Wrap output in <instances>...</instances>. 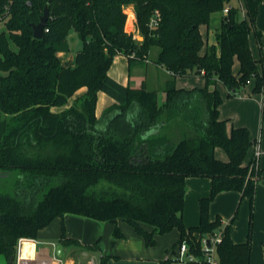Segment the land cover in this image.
I'll return each mask as SVG.
<instances>
[{
  "label": "trees",
  "instance_id": "1",
  "mask_svg": "<svg viewBox=\"0 0 264 264\" xmlns=\"http://www.w3.org/2000/svg\"><path fill=\"white\" fill-rule=\"evenodd\" d=\"M260 2L244 0L241 18L242 8L233 0H0V256L6 264H16L21 238L37 239L42 228L66 214L109 222L123 218L149 245L156 234L176 228L178 245L196 242L197 254L198 237L224 229L220 264H251L260 169L247 157L256 140L247 127L229 129L220 117L224 98L218 83L229 97L253 79V91L264 90V67L259 71L264 61L250 45L252 31L259 42L262 36L256 30ZM47 5L48 24L37 39L32 24ZM125 5L134 6L143 41L126 28ZM226 7L217 45L207 46L201 27ZM156 10L159 23L151 28ZM72 32L82 47L67 63L57 44ZM152 47L159 48L155 63L171 74L162 104L157 91L125 86L109 75L116 56L145 63ZM199 75L203 87L176 85L177 77ZM82 88L86 91L77 95ZM100 92L114 99L101 116ZM219 149L227 160L217 156ZM188 177L212 180L210 194L199 201L195 226L184 219ZM232 190L250 202L249 233L242 243L232 239V222L210 217L217 195ZM114 235L123 236L118 228ZM58 242L82 246L67 235L64 222Z\"/></svg>",
  "mask_w": 264,
  "mask_h": 264
},
{
  "label": "crops",
  "instance_id": "2",
  "mask_svg": "<svg viewBox=\"0 0 264 264\" xmlns=\"http://www.w3.org/2000/svg\"><path fill=\"white\" fill-rule=\"evenodd\" d=\"M221 17L223 16H220L219 22L215 21L214 25L210 24V26L201 27L202 33H204L207 38V46L217 45L216 31L221 24ZM256 30L261 32V40L259 42L255 36L256 40L251 33V49L257 60L262 58L264 61V0H261L259 4V11L256 19ZM65 41L58 44V54L63 61L71 63L74 61L75 54L79 49L76 51H66L67 45H65ZM156 48L158 50L156 51L157 57L159 48ZM121 55L122 54L116 56L115 60L118 61ZM147 64L148 63L146 62L142 63L140 61L131 62L128 58L129 82L127 85L133 88H139L145 85L147 89L157 91L159 103L162 104L167 99L165 88L171 74L167 70V77L163 78L161 81V89H155L149 86L147 77L145 76ZM157 66L159 67L160 65ZM263 67V64L259 63L260 72L263 71ZM238 68L239 64L236 62L235 71H237ZM133 69L137 70L136 72H140V69L143 70L141 71L142 73L140 72L141 76H138L139 79L135 82L133 81L136 79L134 78L136 74L133 75ZM109 75L114 79L110 70ZM192 77L201 78L204 82V79L200 75ZM180 79L181 77H177L176 85L178 81H181ZM204 84H198L192 87H185L184 85L180 87L178 85L177 86L179 88H193L203 87ZM254 84L255 81L253 79L247 86L243 87L230 97L228 96V89L221 82L218 83V88L224 98L223 103L220 105V117L228 121L229 129L232 127L245 126L249 129L253 139L256 141L259 139L261 152L257 159V164L260 169V177L256 179L257 189L253 220L251 264H264V90L261 92H254ZM85 91L86 89L82 88L78 91L77 95H81ZM100 100H103V102L106 103L105 108L114 102V99L106 92H100L98 104ZM62 108L63 107H58L57 110H61ZM255 149L256 147L254 145L249 151L247 160L254 157ZM216 153L219 158L223 160L228 159L225 151L219 149ZM211 184L212 180L208 177L187 178L188 188L185 195L184 210V219L187 226H195L199 224V201L202 197H206L210 194ZM237 210L239 211V217L235 220L234 217ZM217 216H221L224 225L232 222L231 236L234 242L242 243L247 241L250 221V202L247 197H243L240 191H224L217 195L211 204L210 217L212 220H215ZM62 222L65 223L67 235L71 238L79 240L82 246L93 245L97 242L99 245V240L109 242L113 237L114 230L118 228L119 232L122 233L123 236L118 237L117 241H115L116 245L114 252L108 251V249L104 251L101 247L95 249L102 251V258L108 257L109 261L107 264H159L163 260L171 259L170 257H165L163 259L161 255H158V257H152L134 254L132 242H130V236L128 234L131 230V226L123 218H117L115 221L109 222L99 221L75 214H66L64 218L58 217L54 219L48 226L39 231L37 239H34L36 242V255L28 260H25L23 264H94V258H90L87 250H85L82 246L79 247L84 249V253L88 254H85V262H81L80 260L77 262L73 256L69 255L70 248L78 245H72L66 248L64 247L63 256L60 257L57 255V250L55 251L53 243H56L57 245L59 244L58 241L62 234ZM143 227L147 230H152V227L147 224H143ZM29 246H32V244L26 243V251L29 249ZM176 247L177 245L173 248V252H175Z\"/></svg>",
  "mask_w": 264,
  "mask_h": 264
},
{
  "label": "rangeland",
  "instance_id": "3",
  "mask_svg": "<svg viewBox=\"0 0 264 264\" xmlns=\"http://www.w3.org/2000/svg\"><path fill=\"white\" fill-rule=\"evenodd\" d=\"M244 0H233V4L236 5L239 8H242V11L240 12V17L243 18L244 15V11H245V5H244ZM126 9L129 11V7H131V5H125ZM132 12H135V9L132 8L131 10ZM136 16V15H135ZM220 16H224V12L221 13H215L213 15V22H211L212 25L215 24L216 22H219L220 20ZM222 18V17H221ZM3 23L0 24V30H2L3 28ZM128 28H130V25H128ZM206 28V27H205ZM218 29V28H217ZM137 35V40L139 41H143L144 40V36L141 34L140 31L136 32ZM252 35L253 37L256 39V34L254 31H252ZM257 40V39H256ZM65 45H67V50L66 51H76L78 49H80L82 47V41L80 39V37L78 36L77 33L72 32L69 37L67 38V40L65 41ZM58 46V44H57ZM156 47H152V49L150 50V53L148 55V58L146 60L147 64V69H146V73L145 76L147 77V81L149 86L155 88V89H161V81L163 78H166V71L167 69L163 66H157L155 63V59H156V51L157 48ZM128 57L121 55L119 60H115L113 62V64L110 67V72L112 73L114 79H116V81H118L119 83L123 84V85H127L128 84ZM133 69V75L136 74V76L134 78H136L133 82H135L137 79H139L138 76H141V71H143L142 69H140L139 71L141 72H136L137 70ZM133 78V79H134ZM181 81H178L177 85L180 87L182 85H184L185 87H192L195 85H202L204 84V82L202 81L201 78H197V77H181L180 79ZM147 84V85H148ZM177 86V87H178ZM106 103L103 102V100L99 101L98 104V114L101 115L105 109ZM239 217V211H238V216L236 217V219ZM235 219V220H236ZM129 224V223H128ZM131 226V230L128 233L130 236V242H132V246H133V250H134V254H138V255H145V256H152V257H158V255H161V257H163V259L166 258H174L175 257V252H173V248L178 245V242L180 240V232L178 229H173L167 233L164 234H156L154 236L155 238V243L153 244H148L145 237L143 236V234L139 233V231H137V229L129 224ZM115 230L113 232V237L110 239L109 242H106L104 240H99V247H101L102 250H106L108 249V251H115V245L118 237L114 235ZM86 246V245H83ZM177 248V247H176ZM87 250L89 257L94 258L95 262L94 264H101L102 262V251L101 250ZM85 254L84 253V249L79 247V246H74L72 248H70V256H73L75 258V260L78 262L79 260L81 262H85ZM86 254V255H88ZM109 259L107 260L108 263ZM6 264V258H4L3 256H0V264ZM173 264H185L183 262L180 261H174Z\"/></svg>",
  "mask_w": 264,
  "mask_h": 264
},
{
  "label": "built area",
  "instance_id": "4",
  "mask_svg": "<svg viewBox=\"0 0 264 264\" xmlns=\"http://www.w3.org/2000/svg\"><path fill=\"white\" fill-rule=\"evenodd\" d=\"M132 8H134L133 5L129 7V11L124 6V11L127 13V20H126V28L133 32L134 38L137 39L136 32H138L137 28V18L135 17V12H132ZM230 7H226L224 9V15L228 14ZM160 19V13L158 10H156L153 14V17L150 22L151 28H155ZM128 25H130V28H128ZM255 153L254 158L257 159L260 155V144L259 139L255 143ZM224 235V229H221L220 231L215 232L211 236H201L198 237L200 240V253L197 254L194 250L197 247L196 242H188L183 241L179 245H177V248L175 249V257L171 258L174 261H180L185 264L189 262H197L199 264H220V260L218 257V244L222 241ZM197 239V240H198ZM26 243L32 244V246H29V249L26 251L25 245ZM53 246L55 248V251L57 250V244L53 243ZM28 253V254H26ZM36 255V242L34 239L29 238H21L18 242V250H17V259L16 264H23L25 260H28ZM91 264V263H90Z\"/></svg>",
  "mask_w": 264,
  "mask_h": 264
},
{
  "label": "water",
  "instance_id": "5",
  "mask_svg": "<svg viewBox=\"0 0 264 264\" xmlns=\"http://www.w3.org/2000/svg\"><path fill=\"white\" fill-rule=\"evenodd\" d=\"M50 17V10H49V6L47 5L45 7L44 13L42 14L40 21L38 23H33L32 27H33V35L35 38L37 39H42L44 37V33H45V29L46 26L48 24V20ZM69 63V62H67ZM63 252H64V247L62 244H58L57 245V255L58 256H63Z\"/></svg>",
  "mask_w": 264,
  "mask_h": 264
}]
</instances>
